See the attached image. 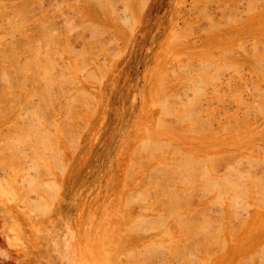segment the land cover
Instances as JSON below:
<instances>
[{
	"label": "rangeland",
	"instance_id": "rangeland-1",
	"mask_svg": "<svg viewBox=\"0 0 264 264\" xmlns=\"http://www.w3.org/2000/svg\"><path fill=\"white\" fill-rule=\"evenodd\" d=\"M0 15V109L6 111L0 110V264L264 263V188L251 180L264 170L258 162L264 159V0H0ZM206 156L220 159L209 161L214 167ZM237 156L245 157L239 169L232 166ZM180 159L189 162L179 161L186 172ZM204 170L223 176L211 180L216 187L226 175L225 194L211 183L202 186L199 181L209 180ZM239 171L249 190L242 204L241 186L227 193L228 173L241 178ZM228 194L240 195L245 208ZM127 195L137 199L130 203ZM198 219L206 220L198 222L203 232L210 219L213 228L221 220V231L207 226L217 231L215 240L194 225Z\"/></svg>",
	"mask_w": 264,
	"mask_h": 264
},
{
	"label": "bare ground",
	"instance_id": "bare-ground-1",
	"mask_svg": "<svg viewBox=\"0 0 264 264\" xmlns=\"http://www.w3.org/2000/svg\"><path fill=\"white\" fill-rule=\"evenodd\" d=\"M255 2H256V1H255ZM22 3H23V2H22ZM98 4H99V3H98ZM9 5H10V4H9ZM109 5H110V4H109ZM259 5H260V4H259ZM247 6H249V5H247ZM1 7H2V6H1ZM7 8H8V5H7ZM9 8H10V7H9ZM112 8H113V7H112ZM256 8H257V7H256ZM13 9H14V8H13ZM18 9H19V8H18ZM18 9L15 8L14 10H15V11L17 10V12H18L20 15H22L23 11H22V13H20ZM3 10H4V8H3ZM10 10L12 11V13H13V15H14L15 13L13 12L12 8H11ZM75 10H76V9H75ZM2 12H3V11H2ZM17 12H16V14H18ZM4 13H5V12H4ZM8 13H9V12H8ZM10 13H11V12H10ZM12 13L7 15V16H8V19H12V17L10 18V16H12ZM76 13H77V12H76ZM6 14H7V13H6ZM20 15H19V17H20ZM23 15H24V14H23ZM23 15H22V16H23ZM0 16H1V15H0ZM15 16H16V15H15ZM22 16H21V17H22ZM25 17H26V16H25ZM25 17L23 16V18H25ZM5 18L7 19V17H5ZM17 18H18V16H17ZM23 18H22V19H23ZM123 18H124V17H123ZM8 19H7L6 21H8ZM120 19H121V18H120ZM0 20H1V19H0ZM4 20H5V19H4ZM25 20H26V19H25ZM10 21H11V20H10ZM14 21H15V20H14ZM16 21H17V20H16ZM16 21H15V22H16ZM22 21H23V20H22ZM50 21H51V20H50ZM4 22H5V21H4ZM11 22H12V21H11ZM8 23H9V21L7 22V24H8ZM13 23H14V22H13ZM19 23H21V21H20ZM46 23H47V22H46ZM68 23H69V22H68ZM86 23H87V22H85L84 25H86ZM9 24H10V23H9ZM11 24H12V23H11ZM1 25H2V24H1ZM5 25H6V22H5ZM17 25H18V24H17ZM63 25H64V24H63ZM80 25H81V24H80ZM92 25H93V24H92ZM15 26H16V25H15ZM39 26H40V25H39ZM41 26H42V25H41ZM69 26H70V25H69ZM71 26H72V25H71ZM73 26H75V25H73ZM212 26H213V25H212ZM26 27H27V26H26ZM44 27H46V26H44ZM87 27H90V26H87ZM87 27H86V28H87ZM12 28H13V27H12ZM42 28H43V27H42ZM68 28H69V27H68ZM90 28H91V27H90ZM24 29H25V28H24ZM24 29H22V30H24ZM91 29H92V28H91ZM22 30H21V31H22ZM65 30H66V29H65ZM12 31H13V30H12ZM12 31H11V32H12ZM50 31H51V30H50ZM50 31H49V32H50ZM70 31H71V30H70ZM91 31H93V30H91ZM94 31H95V30H94ZM14 32H15V31H14ZM96 32H98V31L96 30ZM96 32H95V33H96ZM4 33H5V32H4ZM12 33H13V32H12ZM8 35H9V34H8ZM22 35H23V34H22ZM26 35H27V32H26L25 36H26ZM44 35H45V33H44ZM234 35H235V34H234ZM30 36H31V35H30ZM48 36H49V35H48ZM235 36H236V35H235ZM15 37H16V36H15ZM18 37H19V36H18ZM20 37H21V36H20ZM27 37L29 38L28 35H27ZM45 37H46V36H45ZM49 37H50V36H49ZM52 37H53V36H52ZM65 37H66V36H65ZM231 37H232V36H231ZM23 38L26 40V38H25L24 36H23ZM91 38H92V37H91ZM91 38H90V39H91ZM29 39H31V38H29ZM41 39H42V38H41ZM46 39H47V38H46ZM21 40H22V39H21ZM37 40H38V39H37ZM14 41H15V40H14ZM90 41H91V40H90ZM45 42H46V41H45ZM262 42H264V41H262ZM252 43H253V42H252ZM10 44H11V43H10ZM45 44H46V43H45ZM45 44H44V46H45ZM52 44H53V43H52ZM21 45H22V44H21ZM23 45H24V44H23ZM241 45H242V44H241ZM255 45H256V44H255ZM88 46H89V44H88ZM8 47H9V45H8ZM8 47H6V48L8 49ZM92 47H93V46H92ZM242 47H243V46H240V47L238 46V48H240V49H241ZM2 49H4V48H2ZM12 49L16 50L14 47H12ZM26 49H27V48H26ZM43 49H44V47H43ZM51 49H52V48H51ZM10 50H11V49H10ZM22 50H23V49H22ZM233 50H234V49H233ZM233 50H232V51H233ZM2 51H3V50H2ZM20 51H21V50H20ZM29 51H30V50H29ZM37 51H38V50H37ZM77 51H78V50H77ZM80 51H81V50H80ZM91 51H92V50H91ZM6 52H7V51H6ZM10 52H12V50H11ZM16 52H17V51H15V53H16ZM25 52H26V51H25ZM35 52H36V50H35ZM39 52H40V51H39ZM81 52H83V51H81ZM86 52H88V51H86ZM3 53H4V52H3ZM12 53H14V52H12ZM18 53H20V52L18 51ZM21 53H22V51H21ZM23 53H24V52H23ZM91 53H92V52H91ZM224 53H226V52H224ZM231 53H232V52H231ZM7 54H8V53H7ZM41 54H42V53H41ZM70 54H71V53H70ZM100 54H101V53H100ZM4 55H5V54H4ZM4 55H3V56H4ZM14 55H15V54H14ZM36 55H38V54L36 53ZM78 55H79V54H78ZM89 55H90V54H89ZM253 55H254V54H253ZM5 56H6V55H5ZM73 56H74V55H73ZM96 56H97V55H96ZM208 56H209V55H208ZM247 56H248V55H247ZM257 56H259V55L257 54ZM261 56H262V55H261ZM261 56H259V57H261ZM22 57H24V56H22ZM35 57H36V56H35ZM74 57H75V56H74ZM76 58H77V57H76ZM236 58H237V57H236ZM1 59H2V58H1ZM12 59H13V58H12ZM35 59H36V58H35ZM48 59H49V58H48ZM74 59H75V58H74ZM214 59H215V58H214ZM5 60H6V59H5ZM37 60L39 61V59H37ZM80 61L82 62L83 60H80ZM189 62H190V61H189ZM202 62H203V61H202ZM213 62H214V61H213ZM213 62H212V63H213ZM183 63H184V62H183ZM197 63H198V62H197ZM199 63H201V61H200ZM212 63H211V64H212ZM222 63H223V62H222ZM2 64H3V63H2ZM15 64H16V63H15ZM187 64H189V63H187ZM201 64H202V63H201ZM216 64H217V63H216ZM227 64H228V63H227ZM229 64H230V63H229ZM229 64H228V65H229ZM33 65H34V64H33ZM85 65H86V64H85ZM189 65H190V64H189ZM198 65H199V64H198ZM198 65H197V66H198ZM205 65H206V64H205ZM205 65H204V66H205ZM223 65H224V64H223ZM225 65H226V64H225ZM225 65H224V66H225ZM228 65H226V66H228ZM25 66H26V65H25ZM186 66H187V65H186ZM199 66H200V65H199ZM201 66L203 67V65H201ZM201 66H200V67H201ZM206 66H208V65H206ZM230 66H231V65H230ZM177 67H178V66H177ZM189 67H190V66H189ZM189 67L187 66L188 69H189ZM208 67H209V66H208ZM232 67H233V66H232ZM235 67H236V66H235ZM257 67H258V66H257ZM179 68H180V67H179ZM181 68H182V66H181ZM191 68H193V66H191ZM195 68L197 69V67H195ZM205 68H206V67H205ZM230 68H231V67H230ZM41 69H42V68H41ZM79 69H80V68H79ZM82 69H83V68H82ZM188 69H187V70H188ZM235 69H236V68H235ZM7 70H8V69H7ZM98 70H99V69H98ZM168 70H170V69H168ZM172 70H173L174 72H177V71L174 70V68H173ZM187 70H186V71H187ZM206 70H207V68H206ZM219 70H220V69H219ZM237 70H238V69H237ZM12 71H13V70H12ZM20 71H21V70H20ZM50 71H51V70H50ZM67 71H68V70H67ZM190 71H192V70H190ZM207 71H208V70H207ZM261 71H262V70H261ZM41 72H42V71H41ZM80 72H81V71H80ZM169 72H171V71H169ZM174 72H173V73H174ZM188 72H189V71H188ZM239 72H240V71H239ZM2 73H3V72H2ZM10 73H11V71H10ZM16 73H17V72H16ZM47 73H48V72H47ZM81 73H83V71H82ZM202 73H203V72H202ZM233 73H234V72H233ZM0 74H1V73H0ZM3 74H4V73H3ZM12 74H13V73H12ZM36 74H37V73H36ZM165 74H166V73H165ZM215 74H216V73H215ZM43 75H45V73H44ZM199 75H200V74H199ZM4 76H5V75H4ZM45 76H46V75H45ZM196 76H197V75H196ZM211 76H212V75H211ZM214 76H216V75H214ZM1 77H2V76H1ZM25 77H26V76H25ZM42 77H44V76H42ZM48 77H49V76H48ZM209 77H210V76H209ZM7 78H8V77H7ZM7 78H6V79H7ZM67 78H68V77H67ZM90 78H91V77H90ZM203 78H204V77H203ZM0 79H1V78H0ZM184 79H185V78H184ZM209 79H211V81H212V77H210ZM228 79H229V78H228ZM262 79H263V78H262ZM97 80H98V79H97ZM198 80H199V79H198ZM203 80H204V79H203ZM74 81H75V80H74ZM183 81H184V80H183ZM204 81H205V80H204ZM209 81H210V80H209ZM211 81H210V82H211ZM3 82H4V81H3ZM3 82H2V84H3ZM56 82H57V81H56ZM202 82H203V81H202ZM205 82H206V81H205ZM205 82H204V83H205ZM207 82H208V81H207ZM212 82H213V81H212ZM262 82H263V81H262ZM51 83H52V82H51ZM192 83H193V82H192ZM192 83H191V84H192ZM195 83L198 84L197 82H195ZM22 84H23V83H22ZM73 84H74V83H73ZM199 84L202 86V83H201V82H200ZM199 84H198V85H199ZM212 84H213V83H212ZM8 85H9V84H8ZM204 85H205V84H204ZM204 85H203V86H204ZM30 86H31V85H30ZM52 86H53V85H52ZM190 86H192V85H190ZM2 87H3V86H2ZM192 87H193V86H192ZM195 87H196V86H195ZM236 87H237V86H236ZM199 88H200V86L197 87V89H199ZM202 88H203V87H202ZM238 88H239V87H238ZM187 89H188V88H187ZM197 89H196V90H197ZM200 89H201V88H200ZM184 90H185V89H184ZM213 90H214V89H213ZM1 91H2V90H1ZM169 91H170V90H169ZM182 91H183V90H182ZM198 91H201V90H198ZM198 91H195V92L198 93ZM216 91H217V90H216ZM247 91H248V90H247ZM184 92H185V91H183V93H184ZM235 92H236V91L233 92V95H232L233 97H234ZM2 93H3V92H2ZM66 93H67V92H66ZM197 93H196V94H197ZM200 93H201V92H200ZM70 94H71V93H70ZM174 94H175V93H174ZM185 94H186V93H185ZM196 94H195V95H196ZM231 94H232V93H231ZM231 94H230V95H231ZM178 95H179V94H178ZM201 95H202V94H201ZM252 95H253V94H252ZM262 95H263V94H262ZM15 96H16V95H15ZM29 96H30V95H29ZM176 96H177V95H176ZM190 96H193V97L195 98V96H194L193 93H192V95H190ZM190 96H189V97H190ZM256 96H258V95H256ZM169 97H170V96H169ZM201 97H203V96H201ZM194 98H193V99H194ZM240 98H241V97L239 96V99H240ZM28 99H29V98H28ZM74 99H75V98H74ZM178 99H179V98L177 97V100H178ZM186 99L189 101V99H188L187 97H186ZM193 99H192V101H193ZM217 99H218V98H217ZM255 99H256V97H255ZM70 100H71V99H70ZM184 100H185V99H184ZM194 100H195V99H194ZM160 101H162V100H160ZM163 101H164V102H167V100H166V101L163 100ZM192 101L190 102V104L192 103ZM180 102H182V101L180 100ZM180 102H179V103H180ZM218 102H220V101H218ZM218 102H217V103H218ZM8 103H9V102H8ZM159 103H160V102H159ZM171 103L173 104L174 102L171 101ZM194 103H195L194 105H196L197 102L194 101ZM161 104H162V103H161ZM166 104H167V103H166ZM177 104H178V101H177ZM177 104L175 103V105H177ZM181 104H182V103H181ZM187 104H188V103H186V105H184V107H183L184 110H183V108H182V110H183L184 112H185V109H188V106H189V105L187 106ZM4 105H5V104H4ZM36 105H37V104H36ZM75 105H76V104H75ZM170 105H171V104H170ZM170 105H168V107H170ZM173 105H174V104H173ZM19 106H20V105H19ZM46 106H47V105H46ZM159 106H160V105H159ZM171 106H172V105H171ZM177 106H178V105H177ZM185 106H187V107L185 108ZM190 106H191V105H190ZM4 107H5V106H4ZM163 107H164V106H163ZM172 107H173V106H172ZM14 108H15V107H14ZM191 108H192V109L194 108L193 105H192V107L189 108V109L192 111ZM198 108H199V106H198ZM248 108H249V107H248ZM2 109H3V111H4V108H2ZM8 109H9V108H8ZM18 109H19V108H18ZM38 109H39V108H38ZM162 109H163V108H162ZM162 109H161L160 111H162ZM166 109H167V108H166ZM168 109H169V110H167V111H168V112H169V111L171 112V109H172V108H168ZM174 109H175V108H174ZM174 109H173V111H174ZM262 109H263V108H262ZM0 110H1V109H0ZM33 110H34V109H33ZM176 110H177V109H176ZM190 110H189V111H190ZM193 110H194V109H193ZM245 110H246V109H245ZM260 110H261V109H260ZM1 111H2V110H1ZM3 111H2V112H3ZM227 111H228V110H227ZM247 111H248V110H247ZM263 111H264V110H263ZM263 111H262V112H263ZM2 112H1V113H2ZM4 112L6 113V111H4ZM4 112H3V113H4ZM9 112H11V111H9ZM9 112H8V113H9ZM186 112H187V110H186ZM193 112H194V111H193ZM193 112H192V113H193ZM1 113H0V114H1ZM3 113H2V114H3ZM34 113H35V112H34ZM40 113H41V112H40ZM163 113H164V112H163ZM173 113H174V112H173ZM175 113H177V112H175ZM182 113H183V112H182ZM192 113H191L192 117H191V116H190L191 118L189 117L191 120H192L193 116H195L194 113H193V114H192ZM28 114H29V112H28ZM166 114H167V113L165 112L163 115L166 116ZM179 114H180V113H179ZM184 114H185V113H184ZM187 114H188V116H189V113H187ZM195 114H198V111H197ZM224 114H226V113H224ZM243 114H246V113H243ZM4 115H5V114H4ZM24 115H25V114H24ZM30 115H31V114H30ZM169 115H171V114L169 113ZM169 115H168V116H169ZM198 115H200V114H198ZM227 115H228V114H227ZM235 115H236V114H235ZM261 115H262V114H261ZM186 116H187V115H186ZM202 116H203V115H202ZM182 117H183V116H182ZM182 117H179V118H182ZM173 118H174V117H173ZM40 119H41V117H40ZM182 119H183V118H182ZM182 119H181V121H183ZM184 119H185V118H184ZM196 119H197V120H200L201 118L198 119V118L195 117V122L197 121ZM35 120H37V119H35ZM35 120H34V121H35ZM187 120H188V119H187ZM205 120L208 121L209 119H208V120L205 119ZM235 120H236V119H234L233 124H234ZM239 120H240V119H239ZM20 121L22 122V120H20ZM24 121H25V120H24ZM31 121H32V120H31ZM185 121H186V119H185ZM246 121H247V120H246ZM246 121H244V122H246ZM29 122H30V121H29ZM171 122H172V121H171ZM198 122H199V121H198ZM208 122H210V120H209ZM231 122H232V121H231ZM238 122H239V121H238ZM238 122H237L236 124H239ZM244 122H243V124H244ZM22 123H23V122H22ZM30 123H32V122H30ZM35 123H37V122H35ZM201 123L203 124V121L200 120V124H201ZM228 123H230V122H228ZM33 124H34V123H33ZM38 124H39V123H38ZM252 124H253V123H252ZM195 125L197 126L196 123H194V126H195ZM198 125H199V123H198ZM203 125H204V124H203ZM239 125H241V124H239ZM245 125H246V123H245ZM14 126H16V125H14ZM37 126H38V125H37ZM37 126H36V127H37ZM200 126H202V125H200ZM200 126H198V127H200ZM209 126H210V125H209ZM225 126H226V125H225ZM225 126H224V129H225ZM228 126H229V125H228ZM233 126H234V125H233ZM256 126H257V125H256ZM71 127H72V126H71ZM235 127H238V125H237V126L235 125ZM192 128H194V127H192ZM208 128H209V127H208ZM44 129H45V128H44ZM75 129H76V128H75ZM190 129H191V128H190ZM227 129H228V127H227ZM261 129H262V128H261ZM236 130H238V128H236ZM252 130H253V129H252ZM12 131H13V129H12ZM19 131H20V130H19ZM39 131H40V130H39ZM39 131H38V135H40V134H39ZM189 131H192V130H189ZM14 132H16V129L14 130ZM14 132H13V133H14ZM241 132H242V131H241ZM10 133H11V132H10ZM26 133H27V131H26ZM28 133H29V131H28ZM40 133H41L40 136H43L42 132H40ZM188 133H190V132H188ZM16 134H17V133H16ZM16 134H13V136L16 137V136L18 135V134H17V135H16ZM20 134H21V133H20ZM15 135H16V136H15ZM24 135H25V134H24ZM10 136H12V135H10ZM26 136H27V135H26ZM44 136L46 137V133L44 134ZM17 137H18V136H17ZM17 137H16V138H17ZM29 137H31V136H29ZM29 137H28V138H29ZM47 137H48V136H47ZM6 138H8V137H6ZM10 138H12V137H10ZM18 138H19V137H18ZM26 138H27V137H26ZM26 138H25V139H26ZM28 138H27V141H28ZM41 138H42V137H41ZM25 139H24V140H25ZM31 139H32V138H31ZM33 139H34V138H33ZM49 139H50V138H49ZM8 140H9V138H8ZM11 140H12V139H11ZM18 140H19V139H18ZM24 140H23V141H24ZM55 140H56V139H55ZM55 140H54V141H55ZM66 140H67V138H66ZM74 140H76V138H75ZM27 141H26V143H28ZM29 141H30V138H29ZM40 141H41V139H40ZM45 141H46V140H45ZM68 141H69V139H68ZM227 141H228V140H227ZM7 142H8V141H7ZM7 142H6V143H7ZM14 142H15V141H14ZM14 142H13V144H14ZM17 142H18V141H17ZM71 142H72V141H71ZM71 142H69V143H71ZM144 142H145V140H144ZM155 142H156V141H155ZM160 142H161V141H160ZM211 142H212V141H211ZM11 143H12V142H11ZM33 143H34V142H33ZM142 143H143V141H142ZM142 143L140 144V146L142 145ZM173 143H174V142H173ZM227 143H228V142H227ZM4 144H5V143H4ZM13 144H12V145H13ZM42 144H43V143H42ZM146 144H148V143H146ZM146 144H143L145 148L148 147ZM149 144H150V143H149ZM151 144H152V143H151ZM158 144H159V142H158ZM162 144H163V143H162ZM164 144H165V143H164ZM5 145H6V144H5ZM10 145H11V144H10ZM43 145H44V144H43ZM73 145H75V144H73ZM166 145H167V144H166ZM32 146H33V145H32ZM50 146H51V147H54V149H56L55 146H52V145H50ZM76 146H77V145H76ZM153 146H154V145L152 144V147H153ZM158 146H159V145H158ZM7 147H8V146H7ZM7 147H6V148H7ZM47 147H49V145H48ZM138 147H139V146H138ZM155 147H156V146H155ZM159 147H160V146H159ZM167 147H168V145H167ZM18 148H19V147H18ZM44 148H45V146L43 147V149H44ZM49 148H50V147H49ZM157 148H158V147H157ZM257 148H258V147H257ZM7 149H8V148H7ZM148 149H149V147H148ZM260 149H261V147H260ZM262 149L264 150V147H263ZM23 150H24V149H23ZM46 150H47V149H46ZM141 150H142V149H141ZM144 150H145V149H144ZM155 150H156V149H155ZM251 150H252V149H251ZM14 151H15V150H14ZM42 151H43V150H42ZM48 151L50 152L51 150H48ZM171 151H172V150H171ZM192 151H193V150H192ZM214 151H215V150H214ZM260 151H261V150H260ZM28 152H29V151H28ZM177 152H178V151H177ZM177 152H175V153L177 154ZM199 152H200V151H199ZM42 153H43V152H42ZM53 153H54V152H53ZM58 153H59V155H60V152H58ZM228 153H229V152H228ZM228 153H227V154H228ZM240 153H241V152H240ZM263 153H264V152H263ZM33 154H34V153H33ZM35 154H36V153H35ZM178 154H179V153H178ZM229 154H230V153H229ZM45 155H46V151H45ZM47 155H48V154H47ZM51 155H52V152H51ZM54 156H56V155L54 154ZM57 156H58V155H57ZM192 156H193V155H192ZM218 156H219V155H218ZM241 156H242V155H241ZM245 156H246V155H245ZM50 157H51V156H50ZM187 157L189 158L190 156L188 155ZM187 157L185 156V157H184V160H185V158H187ZM206 157L208 158V162H209L210 160H211V162H215V159H218L216 156H214L215 159H213V158L211 159L212 156H210V157L206 156ZM232 157H233V156H232ZM235 157H236V156H235ZM35 158H36V157H35ZM56 158H57V157H56ZM142 158H144V157H142ZM149 158H150V157H149ZM200 158H201V157H200ZM223 158H224V157H223ZM241 158H242V157H240V159H241ZM244 158H245V157H244ZM244 158H242L243 161H244ZM139 159L141 160V158H139ZM139 159H136V160H139ZM182 159H183V158H182ZM192 159H193V158H192ZM219 159H220V158H219ZM219 159H218V160H219ZM231 159H233V158H231ZM236 159L239 160V156H237ZM242 159H241V161L239 160L240 162H239L238 160H237V161L233 160V161H234V162H233L234 164L232 165L233 168H234V165H235L236 163H237V165H236L235 167L238 168V163H240V165H241V163H242ZM248 159H249V158H248ZM248 159L246 158L245 161H247ZM257 159H258V158H257ZM54 160H55V159H54ZM57 160H58V159H57ZM184 160H183V161H184ZM194 160H195V159H194ZM196 160H197V159H196ZM221 160H222V159H221ZM223 160H224V159H223ZM223 160H222V161H223ZM225 160H226V159H225ZM33 161H34V160H33ZM51 161H52V160H51ZM175 161H176V160H175ZM177 161H178V162L180 161V162L183 164V166H184V164L186 165V164L189 163L188 160H186L188 163H187L186 161H185V163H183L181 159H180V160H177ZM252 161H253V160L250 161V164H249V161H247V163H246V162H244V163H246L247 165H248V164L251 165V162H252ZM256 161H258V160H256ZM256 161H255V162H256ZM261 161L264 162V159H261ZM54 162H56V161H54ZM54 162H53V163H54ZM131 162H132V161H131ZM135 162H136V161H135ZM178 162H177V163H178ZM180 162H179L178 165L181 167L182 164H181ZM211 162H209V164H211V166H213L214 164L211 163ZM216 162H217V160H216ZM219 162H220V161H219ZM258 162L261 163V165L264 166V163H263V162H260V161H258ZM62 163H63V162H62ZM62 163H61L60 165H62ZM253 163H254V162H253ZM262 163H263V164H262ZM162 164H163V162H162ZM231 164H232V162H229V164H226V162H225V165H226L225 168L227 169V167H228V168L232 167V166H230ZM254 164H255V163H254ZM55 165H56V164H55ZM157 165H158V164H157ZM195 165H196V164H195ZM204 165H205V164H204ZM204 165H203V166H204ZM217 165H218V163H217ZM227 165H229L230 167L227 166ZM240 165H239V167H240ZM256 165H257V167H258V165H259V167L261 166V165L258 164V163H257ZM36 166L39 167L38 165H36ZM56 166H57V165H56ZM62 166H63V165H62ZM62 166H61V167H62ZM155 166H156V165H155ZM159 166H160V164H159ZM165 166L168 167V166H171V164H169L168 166L165 165V164H163L162 167H164V169H165ZM176 166H177V165H176ZM183 166L181 167V169L183 168ZM186 166H187V165H186ZM191 166H192V165H191ZM191 166H190V167H191ZM215 166H216V163H215L214 167H215ZM162 167H161V168H162ZM190 167H188V170H190L189 174L192 172L191 169L193 168V167H192V168H190ZM207 167H210V166H207ZM249 167H250V166H248V168H249ZM251 167H252V166H251ZM251 167H250V168H251ZM254 167H255V165H254ZM254 167H252V168L254 169ZM259 167H258V168H259ZM132 168H133V167H132ZM153 168H154V167H153ZM185 168H186V167H185ZM185 168H183V169L185 170ZM233 168H230V169H232L231 171H233L232 174H235L234 171H236V168H235V170H234ZM242 168H243V167H242ZM250 168H249V170H250ZM252 168H251V170H252ZM260 168H261V167H260ZM260 168H259V169H260ZM262 168H263V167H262ZM262 168H261V169H262ZM154 169H155V168H154ZM158 169H160V168H158ZM164 169H163V171H164ZM186 169H187V168H186ZM195 169H196V168H195ZM213 169H215V168H213ZM222 169L224 170V167H223ZM222 169H221V170H222ZM226 169H225V170H226ZM230 169H228V170H230ZM238 169H239V168H238ZM238 169H237V170H238ZM36 170H39V169L36 168ZM135 170H137V168H136ZM135 170H134V171H135ZM151 170H153V169H151ZM151 170H150V171H151ZM161 170H162V169H161ZM171 170H172V169H171ZM176 170H178V169H176ZM188 170H187V171H188ZM209 170H210V169H209ZM126 171H127V170H126ZM153 171H154V170H153ZM167 171H168V168H167ZM195 171H196V173H198L197 170H195ZM231 171H229V172H231ZM254 171H255V170H254ZM254 171H253V173H254ZM259 171H260V170H259ZM263 171H264V170H263ZM263 171H262V173H258V176H256V175H257L256 173H254V175L256 174L255 176L252 175V176H254L253 178H254L255 180H254V179L252 178V176H251L252 173H251V174H250V173H247V176H248V174H250L249 176H250L252 179L249 178V177H247V176H246V177L249 178V181H251V180L256 181V184H258L259 182H261V183H259V184H260V186H262V189H263L264 186H263V184H262V180H263L264 178H262V180H261V174L263 175ZM38 172H39V171H38ZM40 172H41V171H40ZM156 172H157V173H158V172L160 173V171H156ZM161 172H162V171H161ZM179 172L181 173V170H180ZM185 172H186V170H185ZM185 172H182V173H185ZM206 172H207V171H206ZM220 172H223V171H220ZM242 172H243V174H244V171H242ZM256 172H257V171H256ZM130 173H131V171H130ZM149 173H151V172H149ZM152 173H153V172H152ZM159 173H158V174H159ZM201 173H202V176H203V171H201ZM208 173H210V171H209ZM218 173H219V172H218ZM238 173H239V174L236 173L237 177H238L239 175L242 174V173L240 174V171H239ZM34 174H35V173H34ZM124 174H126V173H124ZM127 174H128V172H127ZM131 174H134V173H131ZM131 174H129V175H131ZM161 174H162V173H161ZM191 174H192V173H191ZM204 174H207V173H205V170H204ZM228 174H229V178H226V179L229 180V181H228L229 184H232V182L230 183V181L232 180V181H233V184L230 185V186H232V187H229V186H227V187H228L232 192H233V190H235V191H234L235 194L240 190L238 194H241V196L237 194V196H235V198L238 200V199H239L238 197L240 196L241 201H242L241 204H242V203H243V199H242V198H243V195H244L245 193H247V192H245V191H248V192H249V190H247L248 188L245 189V187H248V186L246 185V183L243 182V181L246 182V180H244V179H245V178H244V177H245L244 175H246V174L243 175V178H242V175H241V178H240V176H239L238 178H236V176L233 175V176H232L233 179H234V177L236 178V179H234V180L232 179V177H230V173H228ZM228 174H227V175H228ZM259 174H260V175H259ZM39 175H40V174H39ZM151 175H152V174H151ZM153 175H154V174H153ZM159 175H160V174H159ZM208 175H209V177H208ZM200 176H201V175H200ZM205 176H206L207 178H209L210 182H208L209 180H208V179H205V178H204V179H205L204 181L201 180V181H199V182L203 183L202 186H205V185H204L205 183H209V186H210V183H211V185H212L213 187H212V186H210V187H211L212 189H214V187H216V186H215L214 184H212L211 180L213 179L214 182H215V179L218 180L217 178H222V177H223V176H222V177H215V179H214V177L211 178L210 174H207V175H205ZM259 176H260V178H259ZM263 176H264V175H263ZM263 176H262V177H263ZM32 177H33V176H32ZM123 177H124V176H123ZM128 177H129V176H128ZM143 177H145V176H143ZM151 177H152V176H151ZM163 177H165V176H163ZM225 177H226V175L224 176V179L220 180L218 183H217V181H216V184H218L217 187H218V188L220 187V190H222V191H221L222 194H223V192L225 191V186H226V182H225L226 180H225ZM227 177H228V176H227ZM257 177H258L259 179H258ZM126 178H127V176H126ZM161 178H162V177H161ZM210 178H211V179H210ZM256 178H257V179H256ZM33 179H34V178H33ZM147 179H148V178H147ZM149 179H150V178H149ZM149 179H148V180H149ZM154 179H155V177H154ZM189 179H190V177H189ZM192 179H194V178H192ZM198 179H199V178H198ZM198 179H194V181H198ZM230 179H231V180H230ZM238 179H242L243 181H242V180H238ZM250 179H251V180H250ZM35 180H36V179H35ZM35 180H34V182L36 183L37 180H36V181H35ZM151 180H152V179H151ZM178 180H180V179H178ZM178 180H177V181H178ZM206 180H207V182H206ZM213 180H212V181H213ZM224 180H225V181H224ZM257 180H258V183H257ZM260 180H261V181H260ZM165 181H166V180H165ZM180 181H181V180H180ZM186 181H187V180H186ZM190 181H192V180H190ZM202 181H203V182H202ZM223 181H224V182H223ZM238 181H239V183H238ZM240 181H241V182H240ZM253 181H252V182H253ZM263 181H264V180H263ZM52 182H53V181H52ZM136 182H137V181H136ZM145 182H146V181H145ZM147 182H148V181H147ZM147 182H146V184H147ZM173 182H174V180H173ZM214 182H213V183H214ZM221 182L224 183V184L222 183L223 187H221V185H220ZM228 182H227V184H228ZM234 182H236V183H235V186H237V187H235V188L233 189V187H234ZM40 183H41V182H40ZM142 183H143V182H142ZM177 183H178V184H179V183L183 184L184 182L182 181V182H177ZM237 183H238V185H236ZM240 183H241V184H240ZM242 183H243V185H242ZM250 183H251V182H250ZM253 183H254V182H253ZM263 183H264V182H263ZM37 184H39V183L37 182ZM135 184H136V183H135ZM146 184H145V185H146ZM184 184H187V183H184ZM194 184H196V183H194ZM239 184H240V185H239ZM256 184H255V185L252 184V185L256 186ZM259 184H258V185H259ZM261 184H262V185H261ZM29 185H30V184H29ZM142 185H143V184H142ZM206 185L208 186V184H206ZM219 185H220V186H219ZM244 185H246V186H244ZM133 186H134V185H133ZM240 186H241V187H240ZM242 186H244V189H241ZM260 186H257V189L260 188ZM41 187H42V185H41ZM41 187H40V188H41ZM140 187H141V186H140ZM192 187H193V186H191V189H192ZM196 187H198V185H196ZM196 187H195V189H194V187H193V189L196 190ZM217 187H216V189H218ZM227 187H226V190L228 189ZM239 187H240V188H239ZM42 188H43V187H42ZM44 188H46V187H44ZM184 188H185V187H184ZM207 188H208V187H207ZM222 188H223V189H222ZM238 188H239V189H238ZM253 188H254V187H253ZM179 189H180V188H179ZM185 189H187V188H185ZM189 189H190V187H189ZM189 189H187V190H189ZM191 189L189 190V192L191 191ZM193 189H192V190H193ZM204 189H205V188L203 187V190H204ZM229 189H228V190H229ZM237 189H238V191H237ZM262 189L260 188V190H259V192H260L261 194L257 192V194H260V195H259V198L261 197V195L264 194V191H262L263 194H262V192H261ZM42 190H43V189H42ZM132 190H133V189H132ZM148 190H149V189H148ZM155 190H156V189H155ZM155 190H154V191H155ZM207 190H208V189H207ZM223 190H224V191H223ZM230 190L227 191V193L230 192V194H234V192L232 193ZM243 190H245V191H243ZM263 190H264V189H263ZM197 191H198V190H196V192H197ZM200 191H202V190L200 189ZM204 191H206V190H204ZM204 191H202V192L204 193ZM208 191H209V190H208ZM208 191H207V192H208ZM212 191H214V190H210L208 193L205 192L204 194H206V195H207V194H210V193L212 194V193H213ZM236 191H237V192H236ZM242 191H243V192H242ZM257 191H258V190H257ZM216 192H219V189H218ZM225 192H226V191H225ZM225 192H224V194H225ZM240 192H241V193H240ZM244 192H245V193H244ZM134 193H135V191H134ZM138 193H139V192H138ZM186 193H187V192H186ZM199 193H200V192H199ZM221 193L219 192V194H221ZM243 193H244V194H243ZM128 194H129V193H128ZM131 194H133V193H131ZM139 194H140V193H139ZM147 194H150V193L146 191L145 195H147ZM160 194H161V193H160ZM201 194H202V193H201ZM217 194H218V193H217ZM217 194H216V195H217ZM219 194H218V195H219ZM235 194H234V195H235ZM129 195H130V194H129ZM129 195H127L128 197L125 196V198H126V200H127V198H128V201H129L130 203H132L134 200L137 199V198H136V199H132L133 201H130V200H129V198H130ZM136 195H138V194H136ZM213 195H214V194H213ZM226 195H227V194H226ZM228 195H229V194H228ZM245 195H246V194H245ZM245 195H244V197H246ZM130 196H131V195H130ZM138 196H139V195H138ZM138 196H137V197H138ZM143 196H144V195H143ZM148 196H149V195H148ZM219 196H220V195H219ZM221 196H222V195H221ZM223 196L225 197V195H223ZM230 196H231V195H229V197H230ZM254 196H256V194H254ZM263 196H264V195H263ZM48 197H49V196H48ZM146 197H147V196H145V198H146ZM152 197H154V196H152ZM208 197H209V196H208ZM132 198H133V197H132ZM140 198H141V197H140ZM217 198H218V197L216 196V198L213 199V200L216 201ZM220 198H221V197H220ZM222 198H223V197H222ZM231 198L235 199L234 196H231ZM259 198H257V200L260 201V199H261V201H262V199H263L264 197H263V198H260V199H259ZM130 199H131V198H130ZM180 199H181V198H180ZM185 199H186V198H185ZM209 199H210V197L208 198V200H209ZM211 199H212V198H211ZM228 199H229V198H228ZM228 199H227V200H228ZM244 199H245V198H244ZM126 200H125L124 203H126ZM154 200H155V199H154ZM218 200H219V199H217V201H218ZM230 200H232V199H230ZM230 200H229V203L232 204V207L235 205L234 207H235V209H236V200H232V201H230ZM139 201H140V200H139ZM141 201H142V200H141ZM145 201H146V200H145ZM167 201H169V200L167 199ZM177 201H179V200H177ZM217 201H216V202L212 201V204H213V202H214V204L217 203ZM233 201H235V204H234ZM244 201H245V200H244ZM181 202H182V199H181ZM221 202H223V201H221ZM237 202H238L237 205H238V208H239V206H240L241 204L239 205V200H238ZM121 203H122V202H121ZM208 203H209V201H208ZM219 203H220V202H219ZM261 203H262V202H261ZM263 203H264V202H263ZM128 204H129V203H128ZM155 204H156V203H155ZM169 204H170V201H169ZM205 204H206V203H205ZM209 204H210V203H209ZM245 204H246V202H245ZM125 205H126V204H125ZM157 205H158V204H157ZM127 206H128V205H127ZM147 206H148V205H147ZM168 206H169V208H170V205H168ZM171 206H173V205H171ZM187 206H189V205H187ZM241 206H243V207L245 208L246 205H241ZM255 206H257V203H256ZM153 207H154V205H153ZM157 207H158V206H157ZM200 207H201V206H200ZM207 207H208V206H207ZM143 208H144V207H143ZM172 208H173V207H172ZM180 208H181V207H180ZM152 209H153V208H152ZM194 209H195V208H194ZM219 209H220V204H219ZM221 209H222V208H221ZM235 209H234V210H235ZM142 210H143V209H142ZM162 210H163L162 212H164L165 209H162ZM152 211H154V209H153ZM204 211H206V210L204 209ZM204 211H203V212H204ZM208 211H210V210L208 209ZM165 212H166V210H165ZM173 212H175V211L173 210ZM233 212H234V211H233ZM233 212H232V213H233ZM236 212H237V211H236ZM236 212H235V213H236ZM170 213H171V212H170ZM194 213H195V212H194ZM199 213H200V212H199ZM204 213H205V212H204ZM210 213H213V212H210ZM222 213H223V212H222ZM250 213H251V212H250ZM188 214H189V213H188ZM197 214H198V213H196V215H197ZM214 214H215V213H214ZM238 214H239V213H238ZM81 215H82V214H81ZM165 215H166V214H165ZM168 215H169V213H168ZM189 215H190V214H189ZM194 215H195V214H194ZM202 215H203V214H202ZM204 215H205V214H204ZM204 215H203V216H204ZM207 215H209V214H207ZM207 215H206V217H207ZM233 215H234V214H233ZM233 215H232V216H233ZM138 216H140V215H138ZM170 216H171V215H170ZM197 216H199V214H198ZM197 216H196V217H197ZM200 216H201V215H200ZM80 217H81V216H80ZM135 217H136V216H135ZM157 217H158V216H156V218H157ZM161 217H162V216H161ZM165 217L167 218L168 216H165ZM178 217H180V216H178ZM181 217H182V215H181ZM192 217H194V216H192ZM206 217H204V218H206ZM216 217H217V216H216ZM216 217H214V218H216ZM233 217H236V214H235V216H233ZM88 218H89V217H88ZM143 218H145V217H143ZM151 218H152V217H151ZM158 218H159V217H158ZM158 218H157L156 220H158ZM168 218H169V217H168ZM175 218H176V217H175ZM186 218H187V216H186ZM188 218L190 219L191 217L188 216ZM188 218H187V219H188ZM197 218H199V217H197ZM204 218H203V219H204ZM211 218H212V217H211ZM229 218H231V217H229ZM86 219H87V218H86ZM145 219H146V218H145ZM159 219H160V218H159ZM161 219H163V218H161ZM177 219H178V218H177ZM189 219L187 220V222H188V223H189V222L193 223V222H192V219H191L190 221H189ZM206 219H208V218H206ZM217 219L219 220V218H217ZM233 219H234V218H233ZM237 219H238V218H237ZM237 219H236V220H237ZM139 220H140V218H139ZM139 220H138V221H139ZM141 220H142V219H141ZM141 220H140V221H141ZM152 220H153V219H152ZM156 220H155V221H156ZM163 220H164V219H163ZM165 220H166V219H165ZM165 220H164V221H165ZM179 220H180V222H181V219H180V218H179ZM183 220H184V219H183ZM195 220H196V218H195ZM195 220H194V223H195L194 225H198L199 223H201V221H202V222L206 221V220L203 221L202 219H200V220H201V221H200V220L198 219V221H196V222H197V224H196ZM208 220H209V219H208ZM208 220H207V221H208ZM147 221H149V220H147ZM159 221H162V220H159ZM159 221H157V223H159ZM199 221H200V222H199ZM212 221H213V220H212ZM214 221H215V220H214ZM214 221H213V222H214ZM237 221H238V220H237ZM237 221H236V222H237ZM241 221L243 222V220H241ZM125 222H126V221H125ZM145 222H146V221H145ZM183 222L186 223L185 220H184ZM198 222H199V223H198ZM208 222H209V221H208ZM208 222H207V225H206V223H205L206 228H205L204 232H203V229H202V227H204V224H203V223L200 224L201 226L198 225L199 228L201 227L200 229L202 230V234H203V233L206 234V232H207L206 230L209 229L207 226H210V229H211V227L213 228V226H212L213 223L211 224V219H210V222H209V223H208ZM216 222H218V225H219V227H218V225L216 224V227H218V228L220 229V231H221V230H222V229H221V225L219 224V222H221V220H220V221H215V223H216ZM84 223H85V222H84ZM84 223H83V224H84ZM132 223H133V222H132ZM141 223H142V221H141ZM147 223H148V222H147ZM171 223H173V222H171ZM176 223H177V222H175V225H174V226H176ZM215 223H214V224H215ZM85 224H86V223H85ZM142 224H143V223H142ZM142 224H140V225H142ZM159 224H160V223H159ZM173 224H174V223H173ZM178 224H179V223H178ZM181 224H182V223H181ZM238 224H239V223H238ZM238 224H237V225H238ZM143 225H145V224H143ZM147 225H148V224H147ZM150 225H151V223H150ZM150 225H149V229H150L151 227H152V229L155 227V226L153 227V226H150ZM202 225H203V226H202ZM234 225H235V224H234ZM180 226H183V225H180ZM214 226H215V225H214ZM232 226H233V225H232ZM239 226H241V225H239ZM146 227H147V226H146ZM184 227H185V226H184ZM189 227H190V226H189ZM191 227H193L192 224H191ZM196 227H197V226H196ZM216 227H214L213 229H215ZM229 227H230V226H229ZM187 228H188V227H187ZM187 228H186V229H187ZM193 228H195V227H193ZM207 228H208V229H207ZM147 229H148V228H147ZM176 229H177V228H176ZM197 229H198V227H197ZM200 229H199L198 231H200ZM210 229L208 230V234H209L210 231L212 230V229H211V230H210ZM219 229H218V230H219ZM233 229H234V227H233ZM150 230H151V229H150ZM216 230H217V228H216ZM236 230H237V229H236ZM238 230H239V228H238ZM238 230H237V231H238ZM122 231H123V230H122ZM182 231H183V230H182ZM205 231H206V232H205ZM214 231H215V230H213V231L210 233V236H211L212 233H215L214 236H211V237L209 236V237L211 238V240H212V237H214L213 240H215V238L218 237V236L215 237L217 231H216V232H214ZM234 231H235V230H234ZM83 232H84V231H83ZM200 232H201V231H200ZM230 232H231V229H230ZM94 234H95V233H94ZM175 234H176V233H175ZM205 234H204V236L207 235V234H206V235H205ZM217 234H218V233H217ZM233 234H234V233H233ZM221 235H222V234H221ZM86 236H87V235H86ZM229 236H230V235H229ZM231 236H232V235H231ZM84 237H85V236H84ZM206 237H207V236H206ZM255 237H256V236H255ZM174 238H176V237H174ZM203 238H204V243L206 242L205 240H209V239H207V238H205V237H203ZM220 238H222V237H220ZM92 239H93V238H92ZM193 239H194V238H193ZM198 239H199V238H198ZM262 239H263V238H262ZM92 241H93V240H92ZM201 241H202V240H201ZM201 241H200V242H201ZM202 242H203V241H202ZM213 242H214V241H211V243H213ZM211 243H210V244H211ZM214 243H215V242H214ZM220 243H221V242H220ZM93 244H94V243H93ZM205 244H206V243H205ZM155 245H156V244H155ZM201 245H202V244H201ZM211 245H212V244H211ZM211 245H210V246H211ZM221 245H222V243H221ZM263 245H264V243H263ZM91 246H92L91 243H90V244H87V245H86V248L89 249V248H91ZM195 246H196V245H195ZM222 247H223V245H222ZM222 247H221V248H222ZM263 247H264V246H262V249H264ZM93 248H94V247H93ZM129 248H130V247H129ZM161 248H162V247H161ZM215 248H216V247H215ZM251 249H252V248H251ZM262 249H260L261 251L259 250V251H260L259 254H261ZM114 250H115V249H114ZM162 250H163V249H162ZM212 250H213V249H212ZM214 250H215V249H214ZM160 251H161V250H160ZM190 251H191V250H190ZM93 252H94V251H93ZM93 252H92V253H93ZM152 252H153V251H152ZM152 252H150V253H152ZM263 252H264V251H263ZM263 252H262V254H263ZM156 253H157V252H156ZM159 253H161V252H159ZM187 253L189 254V252H187ZM190 253H191V252H190ZM200 253H202V252H200ZM205 253H206V252H205ZM228 253H229V252H228ZM89 254H90V253H89ZM144 254H145V252H144ZM253 254H254V253H253ZM136 255H137V254H136ZM90 256H91V255H90ZM145 256H147V254H146ZM190 256H193V255H190ZM209 256H210V255H209ZM211 256H212V255H211ZM250 256H252V255H250ZM147 257H148V256H147ZM156 257H157V256H156ZM160 257H161V256H160ZM165 257H166V256H165ZM202 257H203V256H202ZM226 257H227V256H226ZM260 257H262V255H261ZM142 258H143V257L141 256L140 259H142ZM144 258H145V257H144ZM148 258H149V257H148ZM181 258H182V257H181ZM191 258H192V257H191ZM194 258H195V257H194ZM198 258H199V257H198ZM247 258H248V257H247ZM123 259H124V258H123ZM135 259H136V258H135ZM135 259H134V260H135ZM140 259L138 258V260H140ZM257 259H258V262L261 260V259L259 260V257H258ZM263 259H264V258H263ZM127 260H129V259L127 258ZM136 260H137V259H136ZM143 260H146V258L143 259ZM191 260H192V259H191ZM248 260H249V259H248ZM250 260H251V259H250ZM120 261H121V260H120ZM152 261H153V260H152ZM228 261H229V259H228ZM251 261H252V260H251ZM261 261H262V260H261ZM94 262H95V261H94ZM138 262H139V261H138ZM147 262H150V263H151L150 259L147 260ZM147 262L145 261L146 264H147ZM153 263H154V262H153ZM192 263H193V262H192ZM201 263H202V260H201ZM227 263H228V262H227ZM230 263H231V262H230ZM246 263H247V262H246ZM259 263H261V262H259ZM148 264H149V263H148ZM151 264H152V263H151ZM154 264H155V263H154ZM255 264H256V263H255ZM261 264H264V263H261Z\"/></svg>",
	"mask_w": 264,
	"mask_h": 264
}]
</instances>
